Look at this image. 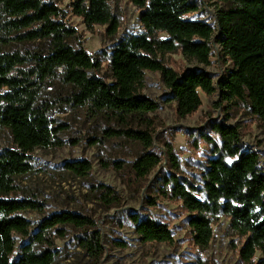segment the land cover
I'll return each mask as SVG.
<instances>
[{
    "label": "trees",
    "instance_id": "16d2710c",
    "mask_svg": "<svg viewBox=\"0 0 264 264\" xmlns=\"http://www.w3.org/2000/svg\"><path fill=\"white\" fill-rule=\"evenodd\" d=\"M112 1L73 0V12L89 30L103 25L114 35L120 24ZM219 1L223 6L217 11L215 27L208 21L189 18L202 10L200 0H131L142 10L145 31L118 43L109 56L111 76L107 79L99 75L102 61L86 51L78 31L67 24L55 3L0 0V41L40 44L31 51L0 52V131L9 129L14 145L0 152V264H55V241L67 237L65 228L78 233L76 244L92 260L98 261L104 254L101 232L91 217L63 211L34 224L21 213L44 212L45 204L5 198L18 192V177L34 172L36 149L65 144L61 134L67 127L55 122L53 106L43 96L54 82L68 88L65 100L72 107L86 109L93 116H108L113 122L103 130V137L90 139L93 146L115 139L140 144L143 153L128 168L118 162L112 165L128 173L129 186L141 187L163 161L161 153L155 152L156 123L150 116L158 112L160 104L139 92L146 71L161 73L169 89L166 101L176 104L180 118L199 110L204 92L218 94L220 106L245 109L264 124V0ZM160 33L168 38L161 39ZM214 44L232 63L217 82L209 71L178 72L158 58L159 53L181 49L186 56L210 66ZM211 130L218 139L206 132L198 135L210 147L199 181L181 176L174 148L165 144L170 170L148 203L155 205L158 198L180 199L190 213L187 224L193 240L201 249L209 247L214 223L223 216L229 218L231 233L244 239L241 261L253 264L260 252L262 258L256 264H264V172L260 155L245 147L237 126L216 121ZM64 168L85 179L93 167L87 160H77L66 162ZM92 190L108 209L122 202L106 184L93 185ZM130 220L142 242H174L166 224L138 213H132ZM16 233L27 240L18 255Z\"/></svg>",
    "mask_w": 264,
    "mask_h": 264
},
{
    "label": "rangeland",
    "instance_id": "374dc122",
    "mask_svg": "<svg viewBox=\"0 0 264 264\" xmlns=\"http://www.w3.org/2000/svg\"><path fill=\"white\" fill-rule=\"evenodd\" d=\"M64 13L67 24L78 31L86 51L95 60L102 61L100 76L110 78L109 56L118 43L130 35H140L145 28L141 22L142 10L131 0H113L112 10L119 21L118 32L109 34L108 26L96 25L89 30L81 17L73 12V0H49ZM202 10L189 18L204 20L217 26L216 14L223 4L219 0H200ZM161 39L168 38L160 33ZM39 43H9L0 41V52L10 53L17 50L28 51L39 47ZM166 66L175 71L188 69L206 70L212 73L215 82L226 76L232 68L231 61L225 57L221 47L214 44L212 64L206 66L192 57L186 56L181 49L158 55ZM139 92L160 104L157 113L150 116L155 120V152L161 153L160 166L144 181L141 187L129 186L128 173L119 172L112 167L118 162L128 168L142 153L140 144L124 139L103 140L98 146L90 142L92 138L104 136L103 130L113 126L108 116H93L86 109L72 107L65 100L68 88L60 83L45 90L44 99L53 106L52 118L57 124H64L67 130L61 134L63 147L38 148L33 157L36 168L33 173L17 178L19 190L6 196L8 199L38 201L46 205L44 212L29 211L21 215L38 224L45 217L63 211H72L91 217L96 221L101 232L104 254L100 260H92L76 244L78 233L71 228L66 238H57L55 264H246L241 261L240 250L244 239L234 236L230 231V219L221 217L213 225L214 236L207 249L198 247L194 240L187 219L190 213L183 207L180 199L158 198L155 205L148 203L150 196H155V189L165 173L169 172L170 159L166 154V143H170L181 165V176L199 181L210 157V147L203 141L201 132L212 133L211 124L222 122L237 126L245 147L260 155V167L264 172V124L245 109L228 108L219 105L218 94L207 95L201 92L202 106L199 110L180 118L177 106L167 102L169 95L160 72H145L143 86ZM197 137V138H195ZM197 143V144H196ZM13 137L9 129L0 131V152L12 148ZM87 160L92 163V172L88 178L70 174L64 164L69 161ZM106 184L121 197L119 207L108 209L96 197L93 185ZM132 213L151 217L166 224L174 234V242L144 243L135 231L130 220ZM35 230V227L32 231ZM16 254L21 253V245L27 242L19 233ZM15 254V255H16ZM262 258L258 252L253 264Z\"/></svg>",
    "mask_w": 264,
    "mask_h": 264
}]
</instances>
